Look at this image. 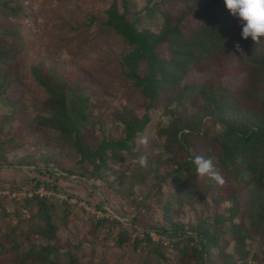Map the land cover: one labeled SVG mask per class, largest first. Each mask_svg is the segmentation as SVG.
Instances as JSON below:
<instances>
[{
    "label": "trees",
    "instance_id": "obj_1",
    "mask_svg": "<svg viewBox=\"0 0 264 264\" xmlns=\"http://www.w3.org/2000/svg\"><path fill=\"white\" fill-rule=\"evenodd\" d=\"M147 1L146 13L161 18L158 30L137 25L140 17L132 16L131 0H111L105 21L129 46L121 56V67L141 92L143 112L117 109L113 119L118 135L98 132L83 84L39 62L31 64L30 71L47 97L29 126L48 134L61 148V156H72L82 169L79 173L97 180L104 179L113 163L133 150L137 137L152 119L151 111L162 109L169 120L156 129L162 139L158 165L153 166L148 159L144 172H138L137 167L130 171L140 184L146 183L148 175L158 181L153 184L156 190L152 196L162 211L160 222L140 226L136 219L124 222L103 217L94 229L107 225L108 232L115 233L114 245L122 249L132 239L133 231L136 235L131 253L142 254L149 264H252L258 255L249 243L263 238L260 250L264 263V37L259 44L251 37L243 39L242 25L224 0ZM171 1H180L184 7L179 12L165 8ZM0 12L19 14L23 7L18 0H0ZM192 14L198 17V25L187 35L182 23ZM164 42L169 57L157 51ZM237 42L242 53L235 49ZM18 49L14 39L0 34V102L14 105L11 118L19 112L14 104L19 100L6 93L24 79L23 65L15 60ZM223 56L247 75L246 87L223 82L219 70ZM143 62L146 70L141 73ZM192 69L208 70L212 75L202 82L184 83V76ZM17 114L23 119L21 113ZM13 138L8 143L15 141ZM50 153L42 157L47 166L59 156ZM198 155L216 158V169L225 179L223 186L209 175L196 173L192 161ZM162 164L172 169L161 172ZM57 165L67 173L75 171ZM121 176L129 178L126 172ZM169 179L171 188L165 194ZM40 186L36 182L31 189ZM197 197L204 201L212 197L218 205H229L223 211L204 212L183 221L182 207ZM11 202L17 204L13 212L7 210ZM69 212L66 203L58 204L46 195L33 193L18 203L0 197V264H85L83 240L63 242L58 233L60 221L65 222ZM152 231L159 234L158 240L151 236Z\"/></svg>",
    "mask_w": 264,
    "mask_h": 264
},
{
    "label": "rangeland",
    "instance_id": "obj_2",
    "mask_svg": "<svg viewBox=\"0 0 264 264\" xmlns=\"http://www.w3.org/2000/svg\"><path fill=\"white\" fill-rule=\"evenodd\" d=\"M131 1V14L140 17L137 23L140 28L160 29L161 18L150 17L146 13L147 0ZM154 1L159 0H152V4ZM18 2L23 7L22 13L6 15L0 12V34L5 33L8 39L15 40L19 48L15 60L22 63L24 75L23 81L11 85L6 93L7 97L19 100L14 104L23 119L17 113L11 118L14 105L0 102V197L18 203L28 194L35 193L38 188H31L36 182H40V187L45 191L54 193L46 195L47 197L53 198L58 204L66 203L69 206L67 220L60 221L58 233L63 242L67 239L74 242L83 240V263L149 264L144 262L142 254L131 253L136 235L133 231L132 239L122 249L114 245L115 233H109L107 225L94 229L97 221L103 217H117L124 222L136 219L141 222L140 226L157 225L162 218L159 202L152 196L156 190L153 184L158 181L148 175L146 183L140 184L130 175V171L136 167L138 172L146 169L138 163V157L144 154V149L137 143V139L133 150L125 153L120 162L113 163L104 179L96 180L90 179L88 174L79 173L82 169L76 166L72 156H61L58 153L61 148L48 138V134L29 126L30 119L40 113L41 101L47 97L44 88L30 71L31 64L39 62L46 68H54L83 84L90 96L91 115L97 123L98 132L105 130L118 135L113 119V113L117 109L130 108L143 112L141 92L124 76L121 67V56L129 50V46L105 23L106 10L111 0ZM183 7L184 4L180 1L165 3V8L176 12ZM197 25L198 17L192 14L185 18L182 29L189 35ZM157 51L163 57H169L166 42ZM221 60L219 70L224 75L223 82L228 86L246 87L247 75L238 72L234 61L228 56H223ZM145 70L143 62L140 71L144 73ZM211 75L208 70L192 69L184 76L183 82H202ZM151 116V121L139 136H149L148 159L152 160L153 166H157V158L162 153L158 144L162 139L158 137L156 129L161 123L166 124L169 118L163 115L162 109L152 110ZM10 137H14L15 141L8 143ZM50 152L59 156L47 166L42 157L50 156ZM57 164L70 166L75 171L67 173ZM47 168L52 171L48 172ZM169 169L172 167L162 164L161 172ZM122 172H126L129 178L124 180ZM171 183V179L165 183V194L170 190ZM12 202L7 205L9 212H13L17 206ZM227 205L229 202L218 205L212 197H208L206 201L197 197L194 201L185 203L180 218L188 221L204 212L223 211ZM24 214L27 217L29 213L26 210ZM138 234L142 235L139 231ZM150 234L156 240L160 238L155 231ZM262 239L249 243L258 255L252 260V264H264L260 250ZM5 240L9 242L7 238ZM152 264H155L154 261Z\"/></svg>",
    "mask_w": 264,
    "mask_h": 264
},
{
    "label": "clouds",
    "instance_id": "obj_3",
    "mask_svg": "<svg viewBox=\"0 0 264 264\" xmlns=\"http://www.w3.org/2000/svg\"><path fill=\"white\" fill-rule=\"evenodd\" d=\"M227 9L234 17H238L241 25V36L247 40L249 37L259 44L261 37H264V0H224ZM235 49L243 52L239 42L235 44ZM137 143L144 149V154L138 157V163L141 167H148V147L150 139L148 135H142L137 138ZM211 151V149H209ZM196 165V173L199 176L209 175L219 185L225 184V179L216 169V158L209 156H196L192 161Z\"/></svg>",
    "mask_w": 264,
    "mask_h": 264
},
{
    "label": "built area",
    "instance_id": "obj_4",
    "mask_svg": "<svg viewBox=\"0 0 264 264\" xmlns=\"http://www.w3.org/2000/svg\"><path fill=\"white\" fill-rule=\"evenodd\" d=\"M35 194H39V195H51V194H54L52 192H48V191H45V189L43 187H39L36 191H35ZM15 195V194H14ZM33 194L30 193L28 194V196H32Z\"/></svg>",
    "mask_w": 264,
    "mask_h": 264
}]
</instances>
